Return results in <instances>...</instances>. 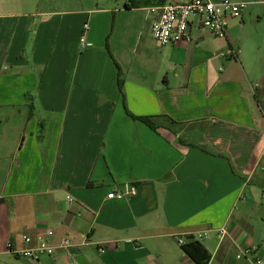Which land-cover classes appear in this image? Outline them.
I'll return each instance as SVG.
<instances>
[{
  "label": "crops",
  "instance_id": "0c3cea01",
  "mask_svg": "<svg viewBox=\"0 0 264 264\" xmlns=\"http://www.w3.org/2000/svg\"><path fill=\"white\" fill-rule=\"evenodd\" d=\"M38 1L0 0V264H196L190 239L208 264H264L261 0H232L248 8L225 40L166 47L150 8L168 0ZM48 231L74 246L39 263L8 249Z\"/></svg>",
  "mask_w": 264,
  "mask_h": 264
},
{
  "label": "built area",
  "instance_id": "2783aa9c",
  "mask_svg": "<svg viewBox=\"0 0 264 264\" xmlns=\"http://www.w3.org/2000/svg\"><path fill=\"white\" fill-rule=\"evenodd\" d=\"M261 3L264 4V0H261ZM247 8L248 5L246 3L232 0H168L164 5L150 8V12L154 17L151 34L161 47L190 43L193 30L205 32L215 39L225 40L230 22L232 20H241ZM88 29V25L85 24L83 30L87 31ZM81 42H83V39ZM224 57L235 59L236 51L230 49L228 55ZM261 159H264V148L261 152ZM128 193L135 194V189L129 188L127 194L111 193L108 195V199H122ZM68 200L72 201L70 198ZM218 235L221 239L225 238L227 230L225 228L220 229ZM53 236V231H48L35 238L25 236L23 237L25 248L14 250L13 246L9 244L8 249L16 257L39 263L42 257H51L58 251L68 253L74 246L65 237L55 247L50 243ZM202 237L203 235H199L198 239ZM179 243L183 245L182 240ZM82 245H89V240L86 238ZM96 250L99 254L106 252V249L101 244L96 246ZM251 252V250H244L236 258L241 259L250 255ZM258 264H261V261H258Z\"/></svg>",
  "mask_w": 264,
  "mask_h": 264
},
{
  "label": "rangeland",
  "instance_id": "374dc122",
  "mask_svg": "<svg viewBox=\"0 0 264 264\" xmlns=\"http://www.w3.org/2000/svg\"><path fill=\"white\" fill-rule=\"evenodd\" d=\"M40 0L32 8L38 13L55 12L68 13L72 11H89V10H117L124 9V0ZM261 25V24H260ZM249 35L255 36V31L251 30Z\"/></svg>",
  "mask_w": 264,
  "mask_h": 264
},
{
  "label": "trees",
  "instance_id": "16d2710c",
  "mask_svg": "<svg viewBox=\"0 0 264 264\" xmlns=\"http://www.w3.org/2000/svg\"><path fill=\"white\" fill-rule=\"evenodd\" d=\"M152 128L153 126L149 121H146ZM186 255H188L196 264H208L210 255L206 249L198 242L193 239L182 246Z\"/></svg>",
  "mask_w": 264,
  "mask_h": 264
}]
</instances>
